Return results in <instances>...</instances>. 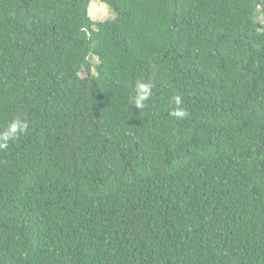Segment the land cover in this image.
Masks as SVG:
<instances>
[{
    "label": "trees",
    "instance_id": "trees-1",
    "mask_svg": "<svg viewBox=\"0 0 264 264\" xmlns=\"http://www.w3.org/2000/svg\"><path fill=\"white\" fill-rule=\"evenodd\" d=\"M102 1L0 0V264H264V0Z\"/></svg>",
    "mask_w": 264,
    "mask_h": 264
},
{
    "label": "clouds",
    "instance_id": "clouds-1",
    "mask_svg": "<svg viewBox=\"0 0 264 264\" xmlns=\"http://www.w3.org/2000/svg\"><path fill=\"white\" fill-rule=\"evenodd\" d=\"M152 85L150 83H141L137 82L136 88H137V96L133 100V103L138 107H143V102L148 98L150 95ZM172 102L176 105H179L181 103L180 97L174 96L172 98ZM172 115L176 116L177 118H183L187 115V113L182 109H177L174 112L171 113ZM17 127H20L21 131H25L27 128V123H21L19 120L14 119L10 126L7 127V130L0 133V149H6L8 148V139L16 133Z\"/></svg>",
    "mask_w": 264,
    "mask_h": 264
},
{
    "label": "rangeland",
    "instance_id": "rangeland-1",
    "mask_svg": "<svg viewBox=\"0 0 264 264\" xmlns=\"http://www.w3.org/2000/svg\"><path fill=\"white\" fill-rule=\"evenodd\" d=\"M89 13L92 17L98 19H105L115 15V12L102 0H92ZM257 20L260 22L264 21V15L261 12H258Z\"/></svg>",
    "mask_w": 264,
    "mask_h": 264
}]
</instances>
